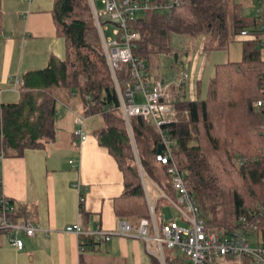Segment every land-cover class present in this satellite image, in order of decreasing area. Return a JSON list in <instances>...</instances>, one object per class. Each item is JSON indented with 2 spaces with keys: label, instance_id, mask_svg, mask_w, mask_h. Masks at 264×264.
Listing matches in <instances>:
<instances>
[{
  "label": "trees",
  "instance_id": "1",
  "mask_svg": "<svg viewBox=\"0 0 264 264\" xmlns=\"http://www.w3.org/2000/svg\"><path fill=\"white\" fill-rule=\"evenodd\" d=\"M239 1L182 0L169 14L151 12L135 17L130 28L140 39L132 55L142 60L143 82L148 84L155 56L174 57L178 63L170 47L172 34L192 38L202 35L206 52L228 50L243 31L255 35L242 44L241 61L215 67L205 99L174 98L175 117L171 122L158 128L149 119L132 118L129 126L135 153L90 1L55 0L52 17L57 35L65 42V58L51 60L44 70L26 78L28 90L43 91L21 93L17 104L1 107L0 153L5 157L20 155L52 141L56 114L52 88L73 91L83 102L87 116H101L103 127L96 132V139L122 173L123 191L114 201L118 219L136 226L149 216L136 161L144 176L172 197L175 192L167 171L176 163L208 234L236 232L240 229L239 219L257 213L259 230L255 236H264L263 38L260 16L247 20L240 13ZM103 23L108 24L105 20ZM130 72V66L125 64L116 73L122 93L134 83ZM258 101L263 105L256 106ZM163 136L172 143V161L167 165L155 161L158 150L164 151ZM20 216L17 208L10 219L18 222ZM5 234L0 230V236ZM87 246L85 241L83 250ZM184 260L177 253H169L165 264H184ZM241 262L253 264L246 258Z\"/></svg>",
  "mask_w": 264,
  "mask_h": 264
},
{
  "label": "crops",
  "instance_id": "2",
  "mask_svg": "<svg viewBox=\"0 0 264 264\" xmlns=\"http://www.w3.org/2000/svg\"><path fill=\"white\" fill-rule=\"evenodd\" d=\"M255 1L261 2L259 7L254 5ZM54 3L55 0H0V110L3 105L17 104L21 93L43 91L28 90L26 78L44 70L51 60H64L65 42L57 35L52 17ZM238 3L241 15L247 20L264 17V0ZM255 6L257 15H251L247 7ZM254 38V34L239 35L231 45L242 46ZM204 41L202 38L196 54L185 53L180 64L176 63L167 76H151L149 85L155 81H173L183 71L187 78L173 90V98L190 101L200 97L198 88L206 61L215 52L204 51ZM220 56V53L215 55L216 66L221 63ZM201 58L202 64L198 67ZM52 90L56 104L57 101L70 102L84 111L83 102L73 91ZM75 116L63 149L55 146L54 126V139L43 148L26 149L20 155H3L0 160L3 194L19 208L20 219L38 229L34 237L19 235L23 241L21 251L10 246L3 236L0 264H156L141 240L113 235L107 242L91 244L88 241L91 239L83 238L88 246L80 251L82 238L65 231L76 224L84 233L96 227L105 232L116 231L120 219L115 215L114 201L123 191V176L117 163L96 139V132L103 127L101 116H89L92 123L88 128L83 124L87 138L81 143L73 135L78 128L76 120L81 115L75 113ZM129 135L134 148L131 132ZM138 168L140 172V166ZM149 183L158 189L152 180ZM145 185L151 197L150 185L147 182ZM80 197L83 198L81 204ZM221 260L226 262L225 258Z\"/></svg>",
  "mask_w": 264,
  "mask_h": 264
},
{
  "label": "built area",
  "instance_id": "3",
  "mask_svg": "<svg viewBox=\"0 0 264 264\" xmlns=\"http://www.w3.org/2000/svg\"><path fill=\"white\" fill-rule=\"evenodd\" d=\"M89 1L109 71L115 83L119 109L128 131L130 132V120L134 117L149 119L158 128L171 122L175 117L172 92L181 86L187 74L180 71L173 81H155L152 85L144 83V64L142 60L135 59L132 55V50L140 37L130 28V25L138 14L151 12L169 14L182 0H100L103 5L101 10L96 8L95 0ZM106 18H108V24L103 23ZM259 21L263 38L262 60L264 61V17L260 16ZM109 25L112 27L111 37L107 35ZM240 36L247 37L248 33L243 31ZM125 64L130 66V75L134 83L127 85L122 93L117 84L116 73ZM134 91L142 95L143 102L135 100ZM262 105L261 101L256 103L258 107ZM84 120L82 117L77 118L78 128L73 132L74 137L80 143L87 138L83 130ZM262 130L264 131V126ZM161 142L164 151L156 154L155 161L167 165L172 161L170 152L172 143L164 136ZM2 159L3 154L0 153V160ZM140 172L142 180L145 181L147 177L144 176L141 168ZM167 172L171 177L175 196L172 197L160 191V197L178 211L181 216L180 225L175 221L167 222L161 217L157 218L154 212L155 202L148 201L149 216L141 219L136 226L131 225L127 220H120L114 232H105L96 227L94 231L84 233L78 224L66 228L65 231L82 238L79 240L80 251H83L85 246L83 238H89L95 243L107 242L113 235L141 240L145 244L146 251L158 264H165L169 253H177L183 257L184 264H215L218 259L222 258H231L237 262L246 258L253 261V264H264V236L259 238L255 236L259 230L260 214L253 213L248 218L239 219L240 229L231 234L224 236L208 234L199 218L196 202L185 187L183 172L178 169L176 163H172ZM79 201L81 204L83 198L80 197ZM16 209L15 205L3 194L0 179V230L6 231L5 238L8 244L21 251L23 241L19 235L34 237L38 229L22 220L13 222L10 214ZM151 247H154L156 251L153 252Z\"/></svg>",
  "mask_w": 264,
  "mask_h": 264
},
{
  "label": "rangeland",
  "instance_id": "4",
  "mask_svg": "<svg viewBox=\"0 0 264 264\" xmlns=\"http://www.w3.org/2000/svg\"><path fill=\"white\" fill-rule=\"evenodd\" d=\"M261 2L255 1L254 5H257L258 7L260 6ZM245 5V4H244ZM95 6L98 10L103 9V5L100 0H95ZM250 9L251 15H257L256 11V6L255 7H247ZM245 9L243 10V13H245ZM107 31L108 37L112 36V27L109 25ZM204 38L202 35L196 36V37H188V36H178L175 34H172L170 36V47L172 52L177 55L178 57V65L180 64L183 56L185 53H190V54H196L199 49L200 41L201 39ZM236 45V46H235ZM233 44L230 45L227 51H215L212 55L208 57V60L206 61V67H205V72L202 75L201 82L199 83V88L200 89V97L199 99H205L207 89H208V84L209 80L211 77L214 76L215 74V64L216 61L218 62V59H215V55L217 53H220L221 56L219 58L220 64L228 63V62H239L242 59V46L240 44ZM202 64V58L200 59V64H198V67H200ZM176 63L174 62V57H167V56H155L152 59V67L150 70V75L151 76H158V77H165L171 72V68L174 67ZM185 68H188L187 66ZM197 89V88H196ZM195 89V91H196ZM134 98L137 102H143V97L140 93L134 91ZM75 113H78L81 115L82 118L85 119L84 125L85 128L90 127L89 125L92 123L90 119L92 117H89L85 114V112L77 105H71L70 102L67 104H63L60 101H57L56 104V114H55V130H56V137H57V142L55 144L56 148L58 150L63 149V146L67 143L69 136H70V128L72 125V119L75 116ZM75 119V118H74ZM99 119V118H97ZM84 127V126H83ZM134 149V148H133ZM134 152L136 153V150L134 149ZM137 167L139 164L136 161ZM160 172V171H159ZM141 175V174H140ZM142 180V176H141ZM146 182L149 184V192L151 194V197L149 196L148 192L144 188V194H145V199L146 203L148 201L151 202H156L155 204V214L159 218L161 217L162 220L170 222V221H175L177 224H181V216L178 213L177 210L174 209L172 205L167 203L165 200H163L160 196L161 193L158 189H154L152 185L149 183L150 179L147 177L145 178V181L142 180V185L143 187H146ZM151 187L153 189H151ZM166 193V192H164ZM4 237L0 236V243L3 241ZM6 239V238H5ZM4 239V241H5ZM7 241V240H6ZM151 250L155 252V248L151 247ZM224 262L221 259H218L215 264H238L236 261H234L231 258H225ZM157 263V262H156ZM158 264V263H157Z\"/></svg>",
  "mask_w": 264,
  "mask_h": 264
},
{
  "label": "water",
  "instance_id": "5",
  "mask_svg": "<svg viewBox=\"0 0 264 264\" xmlns=\"http://www.w3.org/2000/svg\"><path fill=\"white\" fill-rule=\"evenodd\" d=\"M105 21H108V18H106V19H105ZM157 153H160V150H158V152H157Z\"/></svg>",
  "mask_w": 264,
  "mask_h": 264
}]
</instances>
